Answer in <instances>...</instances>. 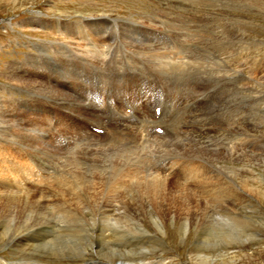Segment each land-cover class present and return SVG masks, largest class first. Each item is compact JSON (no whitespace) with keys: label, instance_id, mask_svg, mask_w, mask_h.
Listing matches in <instances>:
<instances>
[{"label":"rangeland","instance_id":"374dc122","mask_svg":"<svg viewBox=\"0 0 264 264\" xmlns=\"http://www.w3.org/2000/svg\"><path fill=\"white\" fill-rule=\"evenodd\" d=\"M106 13L110 14L112 19L122 18L125 23L121 27L124 26L127 30L124 31L122 30L124 27L120 29L119 26L118 38L111 42L116 43L112 44L113 51L110 50V55L105 58L104 52L99 48L92 51L93 46H90L93 43L92 27L87 26L85 20L94 15L98 17ZM210 14L212 15L210 16ZM37 16L48 19L50 24L44 25L40 22L29 21L31 17L37 18ZM215 17L218 18L215 19ZM56 19L65 20L62 27H67L68 31L63 34L57 32V23L55 22L56 25L53 23ZM77 21H83V24L77 23ZM132 21L138 22L140 27L126 25V22ZM201 23L204 24V27ZM212 23L217 24L220 29ZM153 27L155 28L153 29ZM222 28H225L224 31ZM216 29L218 30L216 31ZM177 31L179 34L182 31L183 36L180 37L182 34L178 35ZM199 35L203 38L197 39ZM120 37L123 42L119 39ZM85 38L87 39L85 40ZM159 38L161 39L159 40ZM50 41L85 48V50L89 49L87 47H91V50L82 52L60 50L56 52L57 45L48 44L47 42ZM204 41L207 43H203ZM45 45L52 49L46 50ZM183 50L189 51L186 52L187 55L179 54ZM153 55L154 58H152ZM180 55L186 57L183 63L184 67H182L184 70H172L173 65H168L165 61L169 57L178 60ZM220 60L228 61L224 65L230 70L234 67L238 71L226 70L225 76L223 73L217 74L218 69L224 67L216 64ZM141 61H143L142 65H140ZM189 61L193 64H189ZM144 62H147L148 65ZM14 76L22 78V80L18 82ZM231 76L238 85L236 93L225 91L224 88L221 90L223 84L233 81ZM250 77L253 79L251 82ZM136 81H141V88L135 86ZM219 91L220 93H218ZM169 92L171 93L169 94ZM223 101L227 102V106L224 107L226 110L218 111V103ZM1 103L3 109H1ZM156 106H160L158 114L155 110ZM195 108L204 109L205 116L209 113L206 117L209 126L213 128L212 130L223 125L224 127L220 129L219 133L222 131L231 138L244 137L246 139L247 142L237 139L238 159L235 162H225L230 167L220 182L226 180L227 185L232 187L230 191L233 195L229 196L230 199L226 197L227 195H225L226 198H223L228 199L226 204L236 198L239 202V211L246 214L245 207H247L252 211V214L246 215L250 216L254 222L229 224L228 217L225 214H218L211 206L214 197L206 193L207 185L211 180L203 182L204 178L186 177L182 175V173H189L185 172V162L176 163L175 168L172 170L169 167L167 172L169 173L170 170L173 172V180H178L181 188H183V184L187 187L188 191L178 194L180 201L187 206L197 207L196 205H200V209L197 207V210L190 211L198 214V220H194L195 223L191 225L192 228L190 227L187 236L182 238L178 227L180 221L173 224L166 219V224H168L166 225L167 236L165 239L168 248L165 250L155 249L147 253L140 262L143 261V264H264V0H0V112L4 111L5 113L4 116H0V124L5 127V132H0V146L3 144L2 146L7 148L11 160L14 159V152L20 150L25 158L30 159L34 171L41 173L40 181L35 180L34 189H37L30 202H37L41 198L48 200L42 217L47 222L49 230L38 236L39 243H41L39 249L54 254L50 258L43 257L42 264H92L82 257L81 252L86 247L89 248V245L94 246L100 242L98 235L101 233L98 230L101 221H98V216L92 215V212L83 213L82 210L93 209V197L100 198V204L103 205L105 203L103 199L115 196L120 202L127 200L128 203H136L139 200L138 204L142 206L143 199L137 198L149 196L146 191L137 189L142 185L139 184L140 178L127 181V178L121 177L118 181L124 183L122 186H115V190H108L107 187L102 188L104 185L98 182L100 179L94 177L95 167L101 165L102 161L105 168L116 164L120 167L123 164L122 160L127 156H134V153H142V155L153 153L157 167L163 163L169 166L177 158L181 160L182 158L176 156L177 153L172 152L173 149H168L178 148L179 151L181 147L178 146L183 147L185 146L183 144L187 142L182 141L183 138L180 139V136L187 138L188 132H196L195 128H190L191 126L180 127L181 123L186 122L187 116L184 111L190 115H195L196 112L200 113L197 110L193 111ZM112 113L113 116L110 115ZM152 113L153 115H151ZM229 125L235 126L241 132L239 130L236 133L233 132L232 128L228 127ZM157 126H163L161 133L153 130ZM92 127H101L103 130L97 132ZM180 129L185 130L180 131ZM228 130L235 134L229 133ZM154 134L155 137L157 136L156 138L153 136ZM159 137H163V143H160ZM33 138L36 140L35 142H33ZM169 139L174 141V145L169 144ZM250 141H252L251 144L248 143ZM157 143L161 144V148L156 145ZM166 148L168 152H171H167L162 157L160 151ZM96 162L99 164L95 166ZM18 166H16L17 170L19 172L21 170L20 173L23 174L22 164ZM234 166L237 168L235 169ZM145 167L143 164L138 166L140 169ZM144 171L146 172V169ZM33 177L36 179V175ZM172 185L177 186L175 182ZM129 187L132 189L125 192ZM126 193L127 198L125 199ZM28 195L29 193H22L20 205L25 203ZM7 204L2 205L4 211L0 210V233L4 232L8 236L16 233L15 219L21 226L30 223H32L31 226L38 224L37 221L41 217L38 213H24L14 207L10 208V205ZM72 210L74 211L72 212ZM147 214L145 209L136 213L126 211L124 222L122 224L119 222L120 226L116 222L113 224L115 229L122 228L125 231V235L121 237L122 241L124 240L129 245L146 241L145 238L142 240L143 237L136 236L135 231L131 229L137 227L136 221L133 219L135 215L137 218H141L147 227L149 225L148 229L153 231L154 228ZM203 218L207 221L212 219L216 226L224 224L225 227L216 232V235L219 234L217 236L219 239L214 238V240L218 241V245L215 244L214 248L194 251L193 247L198 235L196 230L203 232L201 227L207 224ZM35 219L38 220L35 221ZM35 225L34 227L37 226ZM232 225H235L236 228ZM210 228L214 233V228ZM57 233L62 235L57 237ZM5 248L0 247V264H9L20 260L18 256L10 254L8 247ZM56 255L59 256L56 257Z\"/></svg>","mask_w":264,"mask_h":264},{"label":"bare ground","instance_id":"6f19581e","mask_svg":"<svg viewBox=\"0 0 264 264\" xmlns=\"http://www.w3.org/2000/svg\"><path fill=\"white\" fill-rule=\"evenodd\" d=\"M188 8V7H186ZM162 10L164 8H161ZM189 9V8H188ZM200 9V8H199ZM157 10V9H156ZM165 10V9H164ZM168 10V9H167ZM182 9H180L181 11ZM191 10V9H190ZM215 10V9H214ZM155 11V10H154ZM158 11V10H157ZM173 11V10H172ZM171 11V12H172ZM183 11V10H182ZM211 11V10H210ZM94 12V11H93ZM201 12V11H200ZM229 12V11H228ZM233 12V11H232ZM231 12V13H232ZM61 13V11H60ZM98 13V12H97ZM96 13V14H97ZM102 13V12H100ZM156 13V12H155ZM214 13V12H213ZM235 13V12H234ZM41 14V13H40ZM99 14V13H98ZM161 14V13H160ZM173 14V13H172ZM191 14V13H190ZM198 14V13H197ZM216 14V13H215ZM229 14V13H228ZM94 15V14H93ZM189 15V12H188ZM192 15V14H191ZM199 15V14H198ZM208 15V14H207ZM212 14H210L211 16ZM234 15V14H233ZM98 16V15H97ZM162 16V15H161ZM160 16V17H161ZM176 16V15H175ZM214 16V15H213ZM212 16V18H213ZM218 16V15H217ZM226 16V15H225ZM190 17V16H189ZM194 17V16H192ZM198 17V16H197ZM125 18V17H124ZM199 18V17H198ZM211 18V17H210ZM211 18V19H212ZM218 17H215V19ZM159 19V18H158ZM157 19V20H158ZM162 19V18H161ZM194 19V18H193ZM93 20V22H92ZM156 20V21H157ZM163 20V19H162ZM190 20V19H189ZM29 21H33V22H40L42 24H48L49 20L41 17V16H37V18L31 17L29 19ZM84 21V20H83ZM82 21V22H83ZM131 21V20H130ZM204 21V20H203ZM220 21V20H219ZM218 21V22H219ZM25 22V21H23ZM27 22V21H26ZM57 23V27H56V31L63 34L65 31H68L67 27H62L64 22H66L65 20L62 19H56L53 21V23ZM69 22V21H67ZM81 22V21H77ZM81 22V23H82ZM121 22V23H120ZM217 22V21H216ZM215 22V23H216ZM221 22V21H220ZM56 23L54 25H56ZM124 20L120 17H117L116 19H112L110 14L106 13V14H102L101 16L95 17V15L92 18H89L87 20H85V24L87 26L92 27V35H93V43L90 44V46L92 47V51L97 50L99 48L100 51H103L104 54L103 56L106 58L108 55H110V50H112V44L111 43L113 40L118 38V33H119V26L120 29L124 26L121 27L122 24H124ZM163 23V22H162ZM181 23V22H180ZM212 23V24H215ZM23 24V23H22ZM27 24V23H26ZM50 24V23H49ZM48 24V25H49ZM83 24V23H82ZM89 24V25H88ZM91 24V25H90ZM164 24V23H163ZM191 24V23H190ZM202 24V23H201ZM223 24V22H222ZM47 25V26H48ZM126 25L128 26H135V28H139L140 25L138 22H130L127 23ZM166 25V24H165ZM169 25V24H168ZM172 25V24H171ZM174 25V24H173ZM177 25V24H176ZM175 25V26H176ZM204 24H202L203 26ZM217 28L218 25L215 24ZM220 25V24H219ZM52 26V25H51ZM137 26V27H136ZM188 26V25H187ZM224 26V25H223ZM62 27V28H60ZM79 27V25H78ZM77 27V29H78ZM81 27V25H80ZM146 27V26H145ZM161 27V26H160ZM172 27V26H171ZM185 27V26H184ZM204 27V26H203ZM215 28V26H213ZM226 27V26H225ZM155 27H153L154 29ZM163 28V27H161ZM173 28V27H172ZM90 29V28H88ZM146 29V28H145ZM175 29V28H174ZM192 29V28H191ZM190 29V30H191ZM204 29V28H202ZM206 29V28H205ZM220 29V28H219ZM225 28H222V30ZM71 30V29H70ZM91 30V29H90ZM122 30L126 31L127 29L122 28ZM121 30V31H122ZM173 30V29H172ZM182 30V29H181ZM194 30V29H193ZM218 29H216L217 31ZM133 31V30H132ZM205 32V30H203ZM213 31H215L213 29ZM212 31V32H213ZM221 31V30H220ZM219 31V32H220ZM224 31V30H223ZM80 32V31H79ZM78 32V33H79ZM91 32V31H90ZM144 32V31H143ZM165 33L167 32L164 31ZM175 32V31H174ZM178 32V31H177ZM182 32V31H181ZM180 32V34H182ZM188 32V31H187ZM222 32V31H221ZM123 33V31H122ZM134 33V32H133ZM186 33V30H185ZM207 33V32H205ZM209 33V32H208ZM128 34V33H127ZM140 34V32H139ZM168 34V33H167ZM166 34V35H167ZM174 34V33H173ZM177 34V33H176ZM178 32V35H180ZM189 34V33H188ZM193 34V31H192ZM215 34V33H214ZM223 34V33H222ZM91 35V34H90ZM122 35V34H121ZM130 35V34H129ZM149 35V34H148ZM177 35V36H178ZM185 35V34H184ZM187 35V34H186ZM212 35V34H211ZM221 35V34H220ZM120 36V35H119ZM183 34L180 36L182 37ZM205 36V35H204ZM214 36V35H213ZM140 37V36H139ZM161 37V35H160ZM167 37V36H166ZM179 37V36H178ZM188 37V36H186ZM197 37V36H196ZM200 35L198 36L197 39H199ZM91 38V37H90ZM132 38V37H131ZM153 38V37H152ZM155 38V37H154ZM169 38V37H167ZM184 38V37H183ZM201 38V37H200ZM203 38V37H202ZM201 38V39H202ZM205 38V37H204ZM208 38V37H207ZM211 38V37H210ZM87 38H85L86 40ZM119 39L122 38L120 37ZM118 39V40H119ZM147 39V38H146ZM157 39V38H156ZM161 38H159L160 40ZM40 40V39H39ZM57 40V39H56ZM61 40V39H60ZM144 40V39H143ZM189 40V39H188ZM193 40V38H192ZM191 40V41H192ZM213 40V39H212ZM43 41V40H42ZM165 41V40H164ZM182 41V40H181ZM195 41V40H193ZM81 42V41H80ZM79 42V43H80ZM116 42V41H115ZM119 42V41H118ZM123 42V41H122ZM159 42V41H158ZM162 42V41H161ZM175 42V41H174ZM185 42V41H184ZM225 42V41H224ZM233 42V41H232ZM37 43V42H36ZM46 43V42H45ZM48 44H56L57 45V51L60 50H65V51H70V52H82V51H90L91 47H87L89 49L85 48H80V47H74L72 45H68L65 43H52L47 42ZM126 43V42H125ZM134 43V42H133ZM163 43V42H162ZM193 43V42H192ZM205 43V41L203 42ZM207 43V42H206ZM205 43V44H206ZM213 43V42H212ZM219 43V42H218ZM34 44V43H33ZM38 44V43H37ZM116 44V43H115ZM114 44V45H115ZM159 44H161L159 42ZM198 44V43H197ZM196 44V45H197ZM202 44V42H201ZM215 44V43H214ZM41 45V44H40ZM82 45V44H81ZM136 45V43H135ZM154 45V44H153ZM183 45V44H182ZM199 45V44H198ZM204 45V44H203ZM213 45V44H212ZM46 46V45H45ZM55 46V45H54ZM78 46V45H77ZM138 46V45H137ZM161 46V45H160ZM193 46V44H192ZM201 46V45H200ZM44 47V45H43ZM116 47V46H115ZM159 47V46H157ZM165 47V46H164ZM169 47V46H167ZM178 47V46H176ZM187 47V46H186ZM196 47V46H195ZM204 47V46H203ZM94 48V49H93ZM117 48V47H116ZM120 48V47H118ZM130 48V47H129ZM162 48V47H160ZM182 48V47H181ZM205 48V47H204ZM251 48V47H250ZM46 50H50L52 49L50 46H46L45 47ZM54 49V48H53ZM121 49V48H120ZM167 49V48H166ZM191 49V48H190ZM193 49V48H192ZM118 50V49H117ZM123 50V49H122ZM145 50V49H144ZM150 50V49H149ZM170 50H172L170 48ZM187 50V48H186ZM195 50V49H194ZM146 51V50H145ZM158 51V50H157ZM175 52H177L178 50H174ZM180 51V50H179ZM201 51V50H200ZM209 51V50H208ZM47 52V51H46ZM62 52V51H61ZM118 52V51H117ZM131 52V51H130ZM168 52V51H167ZM189 52V51H186ZM185 52V50L181 51L179 54H183V55H187ZM54 53V52H53ZM60 53V52H59ZM84 53V52H83ZM115 53V52H114ZM172 53V52H171ZM218 53V52H217ZM221 53V52H220ZM32 54V53H31ZM34 54V53H33ZM40 54V53H39ZM63 54V53H62ZM170 54V53H169ZM190 54V53H189ZM195 54V53H194ZM193 54V55H194ZM211 54V53H210ZM213 54V53H212ZM222 54V53H221ZM45 55V54H44ZM61 55V54H60ZM160 55V54H159ZM181 57L178 60H175L173 57H169L167 59V61H165L168 65L172 64L173 65V69L172 70H179V69H183L182 67H184L183 63L185 60V56ZM200 55V54H199ZM208 55V54H207ZM37 56V55H36ZM48 56V55H47ZM46 56V57H47ZM55 56V55H54ZM67 56V55H66ZM138 56V55H137ZM156 56V55H155ZM191 56V54H190ZM211 56V55H210ZM59 57V56H58ZM70 57V55H69ZM77 57V56H76ZM88 57V56H87ZM134 57V56H133ZM209 57V56H208ZM89 58V57H88ZM124 58V56H123ZM154 58V55L153 57ZM178 58V57H177ZM156 59V58H155ZM160 59V58H159ZM163 59V58H162ZM218 59V58H217ZM41 60V59H40ZM49 60V59H48ZM47 60V61H48ZM83 60V59H82ZM85 60V59H84ZM114 60V59H112ZM116 60V59H115ZM133 60V59H132ZM194 60V59H193ZM202 60V59H201ZM233 60V59H232ZM29 61V60H28ZM81 61V60H80ZM79 61V62H80ZM107 61V60H106ZM135 61V60H134ZM140 61V60H139ZM203 61V60H202ZM18 62V61H16ZM26 62V61H25ZM46 62V61H45ZM88 62V61H87ZM112 62V61H111ZM126 62V60H125ZM143 61H141V64ZM149 62V61H147ZM144 62V63H147ZM158 62V61H157ZM187 63V61H185ZM215 62V61H214ZM218 63H216L218 66L223 67V68H219L217 74H221L223 73V75L225 76V71L229 70V71H238V69L236 68H231V70L229 69V67L227 68V66H225L224 64H226L227 62H223V61H217ZM23 63V62H22ZM140 63V62H139ZM155 63V62H154ZM189 64L190 61L188 62ZM82 64V63H81ZM93 64V63H92ZM152 64V62H151ZM161 64V63H160ZM193 64V63H192ZM191 64V65H192ZM204 64V63H203ZM15 65V64H14ZM27 65V64H26ZM40 65V64H39ZM145 65V64H144ZM148 65V63H147ZM90 66V65H89ZM102 66V65H101ZM124 66V65H123ZM128 66V65H126ZM134 66V65H133ZM138 66V65H137ZM155 66V65H153ZM215 66V65H214ZM44 67V66H43ZM131 67V66H130ZM156 67V66H155ZM162 67V66H161ZM164 67V65H163ZM191 67V66H190ZM217 67V66H216ZM113 68V67H112ZM120 68V67H119ZM133 68V67H132ZM130 68V69H132ZM137 68V67H136ZM204 68V67H202ZM215 68V67H214ZM227 68V69H226ZM16 69V68H15ZM41 69V68H40ZM56 69V68H55ZM103 69V68H102ZM110 69V68H109ZM116 69V68H115ZM118 69V68H117ZM160 69V68H158ZM170 69V68H169ZM192 69V68H191ZM208 69V68H207ZM57 70V69H56ZM99 70V69H98ZM120 70V69H119ZM139 70V69H138ZM142 70V69H141ZM184 70V69H183ZM146 71V70H145ZM153 71V69H152ZM160 71V70H159ZM11 72V71H9ZM127 72V71H126ZM143 73V71H141ZM161 72V71H160ZM209 72V70H208ZM102 73V72H101ZM148 73V72H147ZM195 73V72H194ZM192 73V74H194ZM206 73V72H204ZM203 73V75H204ZM216 73V72H215ZM214 73V74H215ZM24 74V73H23ZM144 74V73H143ZM153 74V72H152ZM161 74V73H160ZM182 74V73H181ZM197 74V73H196ZM211 74V73H210ZM26 75V74H25ZM55 75V74H54ZM53 75V76H54ZM101 75V74H100ZM124 75V74H123ZM162 75V74H161ZM208 75V74H207ZM127 76V74H126ZM164 76V75H163ZM184 76V75H183ZM211 76V75H210ZM70 77V76H69ZM74 77V76H73ZM151 77V76H150ZM162 77V76H160ZM196 77V76H195ZM201 77V76H200ZM220 77V75H219ZM14 78L19 82L22 80V78L19 77H15ZM75 78V77H74ZM122 78V77H121ZM127 78V77H126ZM186 78V77H185ZM188 78V77H187ZM217 78V77H216ZM225 78V77H224ZM231 78H233L231 76ZM135 79V78H134ZM183 79V78H182ZM212 79V78H211ZM210 79V80H211ZM250 82L253 80L251 77L249 78ZM38 80V79H37ZM152 80V79H151ZM179 80V79H178ZM230 80V79H229ZM103 81V80H102ZM142 81V80H141ZM141 81L137 82V84L135 85L137 88H139L141 86ZM155 81V80H154ZM188 81V80H187ZM221 81V80H220ZM231 81V80H230ZM162 82L164 83V81L162 80ZM169 82V81H168ZM225 82V81H224ZM103 83V82H102ZM197 83V82H196ZM195 83V84H196ZM19 84V83H18ZM157 84V83H156ZM175 84V83H174ZM178 84V83H177ZM194 84V83H193ZM194 84V85H195ZM22 85V84H21ZM155 85V83H154ZM161 85V84H158ZM173 85V83H172ZM180 85V84H179ZM193 85V86H194ZM72 86V85H71ZM164 86V85H163ZM171 86V85H169ZM176 86V85H175ZM214 86V85H213ZM216 86V85H215ZM240 86V85H239ZM242 86V85H241ZM240 86V87H241ZM67 87V86H66ZM94 87V86H93ZM134 87V86H133ZM181 87V86H180ZM196 87V86H195ZM202 87V86H201ZM211 87V86H209ZM221 87V85H220ZM141 88V87H140ZM168 88V87H167ZM176 88V87H175ZM224 88V89H223ZM212 89V88H211ZM225 90V91H229V92H235L238 89V85L235 82V79L233 78V81L230 83H226L223 84V86L221 87V90ZM95 90V89H94ZM169 90V89H168ZM177 90V88H176ZM187 90V89H185ZM193 90V89H192ZM195 90V89H194ZM193 90V91H194ZM203 90V89H202ZM101 91V90H100ZM165 91V90H164ZM183 91V90H182ZM196 91V90H195ZM201 91V88H200ZM216 91V90H215ZM106 92V91H105ZM103 92V93H105ZM137 92V91H136ZM175 92V91H174ZM181 92V91H180ZM190 92V91H188ZM205 92V91H204ZM50 93V92H49ZM139 93V92H138ZM136 93V94H138ZM141 93V91H140ZM171 92H169L170 94ZM206 93V92H205ZM220 93V91L218 92ZM236 93V92H235ZM101 94V93H100ZM187 94V93H186ZM207 94V93H206ZM96 95V94H95ZM111 95V94H110ZM167 95V94H166ZM193 95V94H192ZM203 95V94H202ZM208 95V94H207ZM252 95V94H251ZM75 96V95H74ZM113 96V95H111ZM179 96V95H178ZM200 96V95H199ZM220 96V95H219ZM51 97V96H50ZM95 97V96H94ZM146 97V96H145ZM174 97V96H173ZM180 97V96H179ZM198 97V96H197ZM204 97V96H203ZM228 97V96H227ZM226 97V98H227ZM55 98V97H54ZM57 98V97H56ZM168 98V97H167ZM166 98V99H167ZM177 98V97H176ZM194 98V97H193ZM211 98V97H209ZM225 98V99H226ZM141 99V98H140ZM146 99V98H145ZM172 99V98H171ZM204 99V98H203ZM220 99V98H219ZM223 99V98H222ZM18 100V99H16ZM20 100V99H19ZM51 100V98H50ZM98 100V99H97ZM110 100V99H109ZM169 100V99H168ZM191 100V99H190ZM25 101V100H24ZM171 101V100H170ZM201 101V100H199ZM3 102V101H2ZM147 104V102H146ZM170 104V103H169ZM174 104V102H173ZM180 104V103H179ZM193 104V103H191ZM166 105V104H165ZM168 105V104H167ZM166 105V106H167ZM176 105V104H175ZM178 105V104H177ZM176 105V106H177ZM235 105V103H234ZM148 106V104H147ZM174 106V105H173ZM181 106V105H180ZM206 106V104H205ZM213 106V105H212ZM227 106V102L223 101V102H219L218 103V111H223L226 110ZM98 107V106H97ZM169 107V106H168ZM183 107V106H182ZM186 107V106H185ZM217 107V106H216ZM229 107V106H228ZM232 107V106H231ZM111 108V107H110ZM176 108V107H175ZM179 108V107H178ZM177 108V109H178ZM191 108V107H189ZM198 108V107H197ZM193 109L199 111L200 113L196 112L197 114L195 115H190L189 113H185L184 114L187 116L186 118V122L181 123V128L184 127H190V128H195L196 132L195 133H187V138H184L183 136H180V139L182 141H187L186 143H184L183 145L185 146H178L181 147L179 148V151L177 150L178 148H170L168 150H172L173 153H177L176 156H179L180 158H182L181 160L179 158H177L176 161H174L171 165L166 166L164 163L163 165L161 164V166L157 167L156 165V161L154 159V155H152L153 153H147L145 155H142V153H134V156H127L126 158H124L123 164H121V166H117L114 165L112 167H107L105 168L104 162L102 161L101 165H97L99 163H95V166L97 165V167H95V170L93 172L94 177L95 178H99L100 180H98L99 183H101L102 185H104L102 188L107 187L108 190L112 189L115 190L114 187L117 185L122 186L124 183L118 181L121 177L122 178H127V181H132L133 179H137L140 178L141 181H139V184H142L140 186H136L137 189H139L140 191H146L147 193H149L147 198H144L143 196H140L137 199H143V204L142 206H139L138 202L139 200L136 201V203H128L125 201H119V199L115 196L113 197H109L105 200L104 205L100 204V198H95L93 197V209L90 208V210H82L83 213H87V212H92V215L98 216V221H101L100 223V228H99V232L101 233V235L99 234V238H100V242L96 243L94 246L89 245V248H85L83 249V252H81V255L83 258H85L86 260H88V262H92V264H143V261L140 262V260H142L144 257H146L147 253H150L151 251L158 249V248H162L163 250L168 248V243L166 241V236H167V224H166V219L168 221H171L173 224H176V222L179 220L180 221V225L178 226L181 232V237L185 238L188 234V232L190 231V227L195 221L198 220V214L195 212H190V211H194L197 210V207L200 209V205H196L195 206H190V205H186L184 203H182L178 197V194H180L181 192L184 191H188L187 187L183 184V188H181V186H179V181L178 180H173V172L169 171V173L167 172L169 167H171L170 169H174L175 168V164L176 163H181V162H185V172H189V173H182L183 171L181 170L182 175H185L186 177H199V178H204L203 182H206L208 180H211L210 183L207 185L206 188V193H208L211 197H214L213 199V203L211 204V206L213 207V209L220 215H226L228 217V223L229 224H238V223H244V224H248L247 222H254L252 220V218L246 214H252L251 210H248L247 207H245L246 210V214H242L243 212L239 211L238 205L239 202L236 198H233L231 200L230 203L226 204L228 199H223L229 196H232L233 194L231 193V185H227V182L225 180V182H220L223 180V175L224 173L227 172V169L230 167L228 164H226L225 162L227 161H232L235 162L238 159L239 156V148L237 146V139L240 140H245L244 137H234L231 138L228 135H225L222 131L220 132V129H222L224 126H217L216 130H212L213 128L211 126H209L208 122H207V115L205 116L204 113V109ZM1 109H3L2 107V103H1ZM96 109V108H95ZM137 109V108H136ZM139 109V108H138ZM164 109H166L164 107ZM173 109V107H172ZM183 109V108H182ZM212 109V108H211ZM94 110V109H93ZM179 110V109H178ZM65 111V110H64ZM97 111V110H96ZM133 111V110H132ZM165 111V110H164ZM173 111V110H172ZM191 111V109H190ZM57 112V111H56ZM55 112V113H56ZM179 112V111H178ZM182 112V111H181ZM213 112V111H212ZM98 113V112H97ZM100 113V112H99ZM105 113V112H104ZM115 113V112H114ZM174 113V111H173ZM176 113V112H175ZM9 114V113H8ZM167 114V113H166ZM189 114V115H188ZM194 114V113H193ZM5 113L4 111L0 112V116H4ZM95 115V113H94ZM113 116V113L110 114ZM129 115V114H128ZM133 115V114H132ZM153 115V113L151 114ZM172 116V114H170ZM169 115V116H170ZM178 115V114H177ZM9 116V115H8ZM108 116V115H107ZM117 116V115H116ZM126 116V115H125ZM163 116V114H162ZM168 116V115H166ZM205 116V117H203ZM131 117V116H130ZM144 117V116H142ZM147 117V116H146ZM152 117V116H151ZM181 117V116H180ZM179 117V118H180ZM183 117H185L183 115ZM69 118V117H68ZM87 118V117H86ZM108 118V117H107ZM140 118V117H139ZM145 118V117H144ZM155 118V117H154ZM164 118V117H163ZM162 118V119H163ZM224 118V117H223ZM98 119V118H97ZM113 119V118H112ZM123 119V118H122ZM131 119V118H130ZM134 119V118H133ZM165 119V118H164ZM3 121V117L1 119ZM218 120V119H217ZM223 120V119H222ZM1 121V122H2ZM97 121V120H96ZM113 121V120H112ZM118 121V120H117ZM167 121V120H166ZM173 121V120H172ZM92 122V121H91ZM90 122V123H91ZM108 122V121H107ZM114 123V122H113ZM111 123V124H113ZM124 123V121H123ZM108 124V123H107ZM128 124V123H127ZM138 124V123H136ZM163 124V123H162ZM174 124V123H173ZM53 125V124H52ZM62 125V124H61ZM116 125V123H115ZM130 125V124H129ZM149 125V124H148ZM217 125V124H216ZM137 126V125H136ZM147 126V125H146ZM156 126V125H155ZM58 127V126H57ZM60 127V126H59ZM120 127V126H119ZM129 127V126H128ZM127 127V128H128ZM154 127V126H153ZM159 127V126H158ZM163 127V126H162ZM228 127H231L230 129L233 132H237L238 130L236 129L235 126H231L229 125ZM254 127V126H253ZM74 128V127H73ZM121 128V127H120ZM138 128V127H137ZM140 128V127H139ZM167 128V126H166ZM165 128V130H166ZM227 128V127H226ZM255 128V127H254ZM108 129V128H107ZM141 129H143L141 127ZM149 129V128H147ZM178 129V128H177ZM189 129V128H188ZM22 130V129H21ZM50 130V129H49ZM144 130V129H143ZM150 130V129H149ZM185 129H180V131H184ZM192 130V129H191ZM201 130V131H199ZM229 131V130H228ZM232 131H229V133H233ZM240 131V130H239ZM243 131V130H242ZM255 131V130H254ZM0 132L4 133L5 132V127L0 124ZM118 132V131H117ZM143 132V131H142ZM141 132V133H142ZM145 132V131H144ZM211 132V133H210ZM241 132V131H240ZM125 133V132H124ZM173 133V132H172ZM233 133V134H235ZM126 134V133H125ZM178 134V133H177ZM2 135V134H1ZM13 135V134H12ZM152 135V133H151ZM175 135V134H174ZM180 135V134H179ZM178 135V136H179ZM223 135V136H222ZM6 136V135H5ZM131 136V135H130ZM155 137V134L153 135ZM167 136V135H164ZM172 136V135H171ZM90 137V136H89ZM137 137V136H136ZM157 137V136H156ZM155 137V138H156ZM239 137V136H238ZM264 137V136H263ZM231 138V140H230ZM242 138V139H241ZM15 139V138H14ZM31 139V138H30ZM148 139V138H147ZM150 139V138H149ZM33 142H35L36 140L33 138L32 139ZM89 140V139H88ZM95 140V139H94ZM179 140V138H178ZM177 140V141H178ZM4 141H6L4 139ZM22 141V140H21ZM130 141V140H129ZM136 141V140H135ZM148 141V140H147ZM150 141V140H149ZM155 141V140H154ZM159 141L160 143H163V137H159ZM128 142V141H127ZM143 142V141H142ZM169 144L170 145H174V141H171V139H169ZM173 142V143H171ZM247 142V141H246ZM74 143V142H73ZM110 143V142H109ZM151 143V142H150ZM160 143H157L156 145L158 147L161 146ZM176 143V142H175ZM179 143V142H177ZM248 143H252V141L248 142ZM32 144V143H31ZM61 144V142H60ZM120 144V143H119ZM140 144V143H139ZM153 144V143H152ZM3 145V144H2ZM0 146V164L2 165V167H0V210L4 211V208L2 205H4V203H8L10 205V208L14 207L16 210L21 211V212H28L29 214H34V213H38L39 215H41L38 224L36 223V227H34V225L31 226L32 223L30 224H25V225H20V223H17V219H15V232L13 235H5L4 232L0 233V247L2 248H7L8 247V251L10 252L11 255L13 256H18V258L20 259L17 262L14 263H9V264H42L41 260L43 257H52L53 253L50 252H45L44 249L40 250L39 249V245L41 243H39L40 239H38L39 235H42L44 232H47L49 230L48 224L47 222H45V219H43L42 216H44V211H45V206L48 204V200L45 199H39L37 202L32 201L33 199V195L36 193V189H34L35 185H36V181L35 180H39L41 179V173H37L34 171L32 163L30 162V159L25 158L23 155V153H20V150H17L16 152H14V159L11 160L10 159V155L9 152L7 150V148H5L4 146ZM23 145V144H22ZM48 145V144H47ZM62 145V144H61ZM6 146V145H5ZM15 146V145H14ZM72 146V145H71ZM74 146V145H73ZM134 146V145H133ZM146 146V145H145ZM150 146V145H149ZM148 146V147H149ZM166 146V145H165ZM7 147V146H6ZM21 147V146H20ZM23 147V146H22ZM38 147V146H37ZM64 147V146H63ZM66 147V146H65ZM84 147V146H83ZM157 147V148H158ZM252 147V146H251ZM86 148V147H85ZM146 148V147H145ZM150 148V147H149ZM161 148V147H160ZM9 149V148H8ZM24 149V147H23ZM139 149V148H138ZM27 150V149H26ZM122 150V149H121ZM167 148L166 149H161L160 153L162 155V157L164 155H166V153L168 152ZM29 151V150H28ZM58 151V150H57ZM103 151V150H102ZM143 151V150H142ZM49 152V151H48ZM154 152V150H153ZM171 152V151H169ZM168 152V153H169ZM97 153V152H96ZM12 154V153H11ZM75 154V153H74ZM43 155V154H42ZM156 155V154H155ZM249 155V153H248ZM26 156H28L26 154ZM157 156V155H156ZM90 157V156H89ZM95 157V156H94ZM123 157V156H122ZM161 157V158H162ZM86 158V157H85ZM157 158V157H156ZM50 159V158H49ZM159 159V158H157ZM70 160V159H69ZM73 160V159H72ZM98 160V159H97ZM52 161V160H51ZM64 161V160H63ZM159 161V160H158ZM162 161V160H161ZM173 161V160H172ZM74 162V161H73ZM230 162V163H232ZM54 163V162H53ZM171 163V162H170ZM225 163V164H224ZM229 163V162H228ZM240 163V162H239ZM22 164L25 167V171L23 172V174H21V170L19 172V170H17V165ZM47 164V163H46ZM51 164V163H50ZM49 164V165H50ZM75 164V163H74ZM141 164L145 165L146 167L144 169H146V172L144 171V169H140L138 168V166H140ZM168 164V163H166ZM0 165V166H1ZM182 165V164H181ZM18 166V167H19ZM90 166V165H89ZM23 167V166H22ZM55 167V165H54ZM182 167V166H181ZM180 167V168H181ZM57 168V167H56ZM234 168L236 169L237 167L234 166ZM20 169V168H18ZM23 169V168H22ZM108 169H110V171H108ZM182 169V168H181ZM24 170V169H23ZM229 170V169H228ZM231 170H233L231 168ZM51 171V170H50ZM58 171V170H57ZM237 171V170H236ZM176 172V171H175ZM177 173V172H176ZM33 175H36V179L33 177ZM47 175V174H46ZM52 175V174H51ZM53 176V175H52ZM92 177V176H91ZM48 178V177H46ZM104 178V179H103ZM194 178V177H193ZM65 179V178H64ZM199 180V179H198ZM175 182V184H177V186H173V182ZM38 183V182H37ZM45 184V183H44ZM126 184V183H125ZM195 184V183H194ZM246 187V184H244ZM98 186V185H97ZM204 186V185H203ZM96 187V186H94ZM101 187V186H100ZM45 188V187H44ZM50 188V187H49ZM197 188V187H196ZM248 188V186H247ZM43 189V188H42ZM128 190H125V192H128L129 190L132 189V187L130 188H126ZM136 189V188H135ZM250 190V189H249ZM205 191V190H204ZM29 193L28 195V199H26L25 203L21 204V197H22V193ZM44 192V191H43ZM73 192V191H72ZM85 192V191H84ZM137 193V192H136ZM227 193V194H226ZM238 193H240L238 191ZM60 194V193H59ZM101 194V193H99ZM97 195V194H96ZM143 195H145L143 193ZM225 195H227L225 197ZM236 195V194H235ZM95 196V195H94ZM103 196V195H102ZM125 196V195H124ZM147 196V195H146ZM202 196V194H201ZM101 197V196H100ZM216 197V198H215ZM80 198V197H79ZM127 198V193H126V197ZM23 199V198H22ZM102 199V198H101ZM134 199V198H132ZM211 199V198H210ZM230 199V197H229ZM136 200V198H135ZM134 200V201H135ZM226 200V201H225ZM50 201V200H49ZM117 201V202H116ZM141 201V202H142ZM19 202V203H17ZM224 202V203H223ZM38 203V204H37ZM41 203V204H40ZM210 203V202H209ZM7 204V205H8ZM53 204V203H52ZM57 204V203H56ZM210 206V204H208ZM5 206V205H4ZM54 206V204H53ZM48 207V206H47ZM65 207V206H64ZM52 209V208H51ZM50 209V210H51ZM148 213L147 215L150 217V223L152 224L154 230L151 231L150 229H148V227L145 225V222L141 219V218H137V216L134 215L133 219L136 221V228H132L131 230H134L136 233L135 235L138 237H143L142 240H145L144 242L141 243H137L134 245H129L127 242H125L124 240H121V237H123L125 234V231L122 228H116L114 227V223L116 222L117 224H119V222H121V224L124 222V215L126 214V211H130V212H134L136 213L137 211L140 210H144ZM77 210V209H76ZM10 211V210H9ZM70 211V210H69ZM74 210H72L73 212ZM63 212V211H62ZM27 213V214H28ZM50 213V211H49ZM4 214V213H3ZM43 214V215H42ZM90 214V213H89ZM88 214V215H89ZM8 215V214H7ZM76 216V215H75ZM147 216V217H148ZM8 217V216H7ZM226 217V218H227ZM243 217V218H242ZM13 218V217H12ZM126 218V217H125ZM216 218V217H215ZM33 219V218H32ZM96 219V218H95ZM93 219V220H95ZM204 219V218H203ZM207 219V218H206ZM264 219V218H263ZM38 219H35V221ZM59 220V219H58ZM63 220V219H62ZM205 220V219H204ZM225 220V218H224ZM24 221V220H23ZM149 221V220H148ZM200 221V220H199ZM207 221V220H205ZM34 222V221H33ZM216 222V221H215ZM220 222V221H219ZM226 222V221H225ZM12 223V222H11ZM126 223V222H125ZM129 223V222H128ZM147 223V222H146ZM170 223V222H169ZM207 224L203 227H201V229L203 230V232H201V230H196V232L198 233L197 235V240L195 242V245L193 247L194 251H198V250H204V249H209V247H213L215 244L218 245V241L215 242L214 238L219 239V234L216 235L217 230H221L223 229L224 224H220L219 226H216L214 221L212 222V219L208 220L206 222ZM227 223V224H228ZM8 224V223H7ZM119 224V226L121 225ZM148 224V223H147ZM1 225V224H0ZM128 225V224H127ZM135 225V224H133ZM201 226V225H200ZM216 226V228H215ZM234 228L235 225H232ZM11 227V226H10ZM60 227V226H59ZM213 227L215 232L213 233V230L210 228ZM192 228V227H191ZM227 228V227H226ZM241 228V227H240ZM7 229V228H5ZM195 229V228H194ZM23 230V231H22ZM3 231V228H2ZM58 231V230H57ZM63 231V230H62ZM123 231V232H122ZM225 231V230H224ZM12 233V232H11ZM60 233V231H59ZM104 233V236H102ZM138 233V234H137ZM2 234H4L2 236ZM58 234V233H57ZM233 234V233H232ZM62 234H58L57 237L61 236ZM2 236V237H1ZM137 237V238H138ZM180 237V238H181ZM53 238V237H52ZM56 238V235H55ZM60 239V238H59ZM139 239V238H138ZM188 239V238H187ZM186 241V240H185ZM184 241V242H185ZM220 241V240H219ZM61 243V241H60ZM63 243V242H62ZM131 243V242H130ZM54 244V243H53ZM133 244V243H132ZM221 244V243H220ZM56 245V244H55ZM64 245V244H63ZM78 245V244H77ZM52 246V245H51ZM84 246V245H83ZM87 246V245H86ZM5 248V249H6ZM214 248V247H213ZM218 249V248H216ZM66 250V249H65ZM69 250V249H68ZM79 250V249H78ZM102 250H104L102 252ZM193 251V250H192ZM211 251V250H210ZM206 252V251H205ZM164 253V252H163ZM87 255V257H85ZM199 254L201 255V253L199 252ZM198 254V255H199ZM54 255V254H53ZM81 255L78 254L79 257H81ZM59 255H56V257ZM202 256V255H201ZM207 256V255H206ZM55 257V256H54ZM205 257V256H203ZM31 259V261H30ZM48 259V258H47ZM59 259V258H58ZM208 259V258H207ZM49 260V259H48ZM106 260V261H105ZM203 260V259H202ZM108 261V262H107ZM208 263V262H207Z\"/></svg>","mask_w":264,"mask_h":264}]
</instances>
